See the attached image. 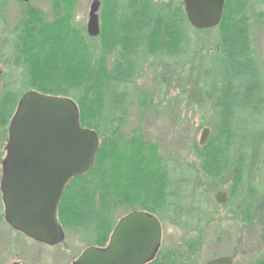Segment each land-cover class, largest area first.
I'll return each instance as SVG.
<instances>
[{
	"label": "trees",
	"instance_id": "trees-1",
	"mask_svg": "<svg viewBox=\"0 0 264 264\" xmlns=\"http://www.w3.org/2000/svg\"><path fill=\"white\" fill-rule=\"evenodd\" d=\"M9 1L13 0H0L3 29L4 6ZM30 1H14L20 13L13 29H5L7 44L0 58L10 71L0 74V145L7 141L9 120L25 91L70 97L78 106L81 126L98 135L99 148L92 169L73 178L64 189L57 211L63 229L77 232L88 246L102 247L117 220L136 209L156 215L160 222L169 215L195 229L197 214L181 215L179 209L192 199L191 182L178 188L179 169L151 139L144 138L140 125L149 114L161 113V100L154 102L155 95L142 85L145 63L162 67L156 70L158 92L163 91L171 66L188 68L186 77L195 72L194 59L202 46L189 31L201 30L188 23L182 1L113 0V26L107 35L100 31V45L92 47L85 30L80 32L71 23L73 0H49L51 20ZM243 1L225 0L219 25L203 30L215 29L217 37L202 71L210 80L199 78L206 84L199 86L197 96L204 93L210 99L204 125H209L211 135L195 151L199 160L195 173L217 179L230 170L241 185L248 174V190L255 200L262 184L253 181L257 163L264 162V136L258 133V139L233 146V138L244 132L245 113L258 114L264 104V72L246 13L236 8ZM108 54L114 60L111 65ZM196 103L205 107L203 101ZM132 106L138 107L139 124L125 134L126 109ZM173 108L167 104L164 109L169 117ZM252 196L238 207L241 218L252 212ZM120 210L123 214H118ZM162 248L147 264H177V255Z\"/></svg>",
	"mask_w": 264,
	"mask_h": 264
},
{
	"label": "rangeland",
	"instance_id": "rangeland-1",
	"mask_svg": "<svg viewBox=\"0 0 264 264\" xmlns=\"http://www.w3.org/2000/svg\"><path fill=\"white\" fill-rule=\"evenodd\" d=\"M92 0H73L71 23L79 30H85V23L89 4ZM167 1V0H154ZM31 5L41 10L46 20H51L52 10L49 0H31ZM100 9L103 11V19L100 31L108 34L110 26H113V0H101ZM237 10L242 9L246 13L248 25L251 31V40L256 54L259 56V65L264 72V0H246L241 7L236 6ZM99 9V10H100ZM19 7L16 2L9 1L4 6L3 16L5 19L4 28L6 31L12 30L19 16ZM100 13V12H98ZM245 18V17H244ZM0 28V54L4 51L7 44L8 33ZM190 36L202 48L198 49L197 58L194 60L195 72H191L190 77H186L189 72L185 67L177 68L171 66V70L166 76L163 91L156 90V70H162L161 66L151 67L149 62L145 63L142 85L152 91L155 95L154 102L161 100V113L149 114L143 120L142 133L145 139H151L161 153L171 157L170 163L179 169L180 176L176 179L178 188L184 182H191L190 195L192 199L179 207L180 214L190 213L196 216V228L191 229L183 224L179 219H174L169 215H164L162 226L161 246L163 252L173 253L177 257L174 260L177 264H203L212 257L228 255L233 259V264H264V162L262 160L256 165L254 183L259 185V197L252 196L248 187L250 177L244 175L242 185L236 183L230 176V170L226 171L224 177L209 178L200 172L198 175L195 169H199V160L196 156V149L203 146L211 135L209 125H204L208 120L210 99L197 96L199 86L207 83V76L202 75V71L207 63V56L213 53L216 43L217 31H189ZM87 43L92 46H99L101 36L86 38ZM117 49L112 53L114 59ZM110 54L106 55L108 58ZM109 56L108 64L114 60ZM212 63V62H211ZM191 67V65L187 66ZM156 68V69H154ZM10 67L0 58V74L6 75ZM203 77V78H202ZM205 79L201 83L199 80ZM214 95V92H213ZM196 100L205 102V107L198 106ZM213 100L214 97H213ZM167 104L174 105L169 114L164 111ZM211 115L214 111L210 110ZM127 116L124 122V133H129L139 123L137 122L138 107L132 106L126 109ZM210 115V116H211ZM246 123L243 124L244 132L233 138V146L240 143L253 141L259 138L258 133L264 136V104L258 114L245 113ZM238 119V118H237ZM208 128L209 132L203 145L199 144L202 130ZM5 144L0 145V176L1 161L5 155ZM250 157L249 165L252 162ZM187 169H190L188 175ZM180 186V187H179ZM182 189V188H181ZM218 192L225 193L226 201L219 203L215 196ZM253 199V209L247 216L239 215L238 207L246 204L249 197ZM199 207V210H198ZM137 210V209H136ZM120 210L118 214H123ZM206 213V214H205ZM0 264H71V262L88 246L85 239L75 231L64 229L65 240L58 245L49 246L37 242L24 234L12 230L3 218V205L0 206ZM207 216V219L203 217ZM202 219V220H201ZM159 249V250H160Z\"/></svg>",
	"mask_w": 264,
	"mask_h": 264
},
{
	"label": "water",
	"instance_id": "water-1",
	"mask_svg": "<svg viewBox=\"0 0 264 264\" xmlns=\"http://www.w3.org/2000/svg\"><path fill=\"white\" fill-rule=\"evenodd\" d=\"M224 2L183 0L188 23L196 30L216 27ZM98 8L99 1L93 0L88 12L89 37L100 33ZM208 132V128L202 130L200 145ZM98 148V135L81 126L79 109L72 98L25 91L9 120L1 161L0 196L5 222L37 242L49 246L63 243L65 233L57 211L64 189L73 178L92 169ZM215 199L224 203L226 195L218 192ZM161 239L157 216L133 210L117 220L105 246L86 247L71 264H147L160 249ZM204 264H233V259L218 256Z\"/></svg>",
	"mask_w": 264,
	"mask_h": 264
},
{
	"label": "flooded vegetation",
	"instance_id": "flooded-vegetation-1",
	"mask_svg": "<svg viewBox=\"0 0 264 264\" xmlns=\"http://www.w3.org/2000/svg\"><path fill=\"white\" fill-rule=\"evenodd\" d=\"M93 1V0H92ZM91 1V2H92ZM99 1V8H98V11H97V15H98V22H99V28H100V26H101V23H102V19H103V11H102V8L100 9V6H101V4H102V2H101V0H98ZM182 1V3H183V0H181ZM224 5H225V2H224ZM89 6H90V4H89ZM183 7H184V5H183ZM100 9V10H99ZM224 9V8H223ZM115 10L114 9H112V11H111V15H112V17H113V12H114ZM88 12H89V9H88ZM98 12H100V13H98ZM117 12H118V9H117ZM88 18H89V16H88V13H87V19H86V23H85V32H86V34H87V22H88ZM113 21H114V19H113ZM91 38H94V37H91ZM18 233V232H17ZM20 233V232H19ZM22 234V233H21ZM41 244V243H40Z\"/></svg>",
	"mask_w": 264,
	"mask_h": 264
}]
</instances>
